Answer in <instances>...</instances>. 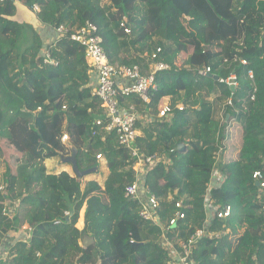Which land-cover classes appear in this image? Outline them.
I'll list each match as a JSON object with an SVG mask.
<instances>
[{
    "label": "trees",
    "instance_id": "16d2710c",
    "mask_svg": "<svg viewBox=\"0 0 264 264\" xmlns=\"http://www.w3.org/2000/svg\"><path fill=\"white\" fill-rule=\"evenodd\" d=\"M109 1H0V243L4 233H18L0 264H165L169 258L159 242L160 227L140 217L137 200L124 197L135 179L136 160L106 129L84 48L54 30L86 22L95 27L112 64H138L146 74L157 63L168 66L155 72L149 105L132 94L118 97L149 119L137 123L141 135L135 146L144 161L140 179L158 199L160 221L176 210L185 214L175 225H164L166 238L178 247L202 227L208 192L214 205L232 210L225 219L211 220L192 260L264 264V180L257 185L252 176L256 170L264 174V0ZM17 3L34 21L15 18ZM111 8L122 19L107 16ZM24 30L31 41L20 53ZM129 49L135 55L122 57ZM47 55L57 64L45 62ZM235 55L247 65L238 59L221 65ZM203 64L211 73L198 78L196 69ZM249 70L255 99L232 121L231 91L214 76L236 75L231 99L240 108L251 87ZM66 129L82 141L73 154L80 171L91 169L83 176L62 160L69 154ZM178 143L185 148L178 150ZM219 148L221 161L214 156ZM213 167L222 181L209 171ZM84 235L94 239L87 247L79 244Z\"/></svg>",
    "mask_w": 264,
    "mask_h": 264
},
{
    "label": "built area",
    "instance_id": "2783aa9c",
    "mask_svg": "<svg viewBox=\"0 0 264 264\" xmlns=\"http://www.w3.org/2000/svg\"><path fill=\"white\" fill-rule=\"evenodd\" d=\"M4 1V0H0ZM38 5H34L33 9L37 11ZM95 27L89 22H86L84 26L69 28L64 25L54 27V30L61 35H66L70 40L80 44L86 54V59L89 61L91 71L96 75V84L94 88V94L101 102V105L105 111V119H107L106 129L108 131H114L117 134L118 143L127 149L132 156L137 157L138 167L136 168L135 179L132 183L126 185L124 189V197L127 199L137 200L141 205L139 215L142 219L150 221L152 224L157 225L162 230L159 242L163 248L167 250L168 260L165 264H196L190 257L193 247L196 242L202 237L210 233L209 226L213 218L225 219L231 214V206L226 205L219 208L214 205L209 199V193L204 195V211L205 220L202 227L196 228L193 234L190 236L188 242L178 241V247L165 236L164 225H175L176 222L185 217V214L181 210H176L174 216L166 222H161L158 209L159 202L153 192H151L140 179L142 163V157H139L135 147V141L138 135V129L136 127L139 120V112L134 104L125 105L120 102L119 95L132 94L135 95L145 105H149L151 102V91L156 90L157 84L155 80V72L157 70L168 67L163 63H157L149 73H143L138 64L132 65H116L112 64L105 54L102 47L101 37L94 32ZM127 32V29H124ZM159 50V48H157ZM240 61L241 64L247 65V60L238 56L233 58H224L221 61V65L229 63L230 61ZM49 55L44 60L47 62ZM53 64H57L54 60H49ZM212 67L210 65H203L196 69V74L199 77H206L210 75ZM248 78L250 82L249 92L240 99V105L245 108L247 100L253 101L255 99V84L253 83V72L248 71ZM217 81L227 87L233 86L234 91L231 92L228 99V106L231 109L232 121H235L239 109L233 104L232 96L234 95L236 88L238 87V80L235 74L231 73L226 77H217ZM66 106L63 105L62 109ZM165 113H170V108L165 106L163 108ZM222 149L219 148L214 154H219ZM87 152V150H84ZM100 154H96V158H100ZM253 177L261 179L264 174L260 170L253 172ZM3 186L0 185V190ZM1 192V191H0ZM179 207V204L176 205ZM264 213V205L261 207ZM63 216L68 218L69 211H64ZM60 220H54L53 224H59ZM214 233V232H213ZM133 242V240H131Z\"/></svg>",
    "mask_w": 264,
    "mask_h": 264
},
{
    "label": "rangeland",
    "instance_id": "374dc122",
    "mask_svg": "<svg viewBox=\"0 0 264 264\" xmlns=\"http://www.w3.org/2000/svg\"><path fill=\"white\" fill-rule=\"evenodd\" d=\"M110 3V1L109 0H99V4L100 5H108ZM17 6H16V14H15V18L16 19H18L19 21H23V22H31V21H34L33 20V17L29 14V13H27L26 12V10L25 9H23V7L22 6H20L18 3L16 4ZM39 9V8H38ZM106 14H107V16H109V17H111V18H115V19H122V13H119L118 12V10H117V8H111L109 11H107L106 12ZM153 20H152V17H151V19L149 20V29L152 31L153 30ZM122 26L123 27H129L128 25H127V23H125V22H123L122 23ZM125 29V28H124ZM26 30V29H25ZM25 30H24V32H25ZM125 31V30H124ZM23 32V33H24ZM25 36H24V38L26 39V41L24 40L20 45V53H22L23 51H24V49L26 48H24V46H27L28 45V43L31 41V33H29V34H27V32H25V34H24ZM153 39H155V38H153ZM14 55H17V52L16 51H14ZM131 55H135V51H133L132 49H129L128 51H125L124 53H122L121 54V56L122 57H128V56H131ZM142 116H143V120H146V117L142 114ZM29 123H31L32 124V121L31 122H29ZM30 124V125H31ZM65 137H66V139H67V141H68V146H69V154H68V156H66L65 158H63L62 160L63 161H67L66 159H68L70 156H72L73 155V153H74V151L76 150V148L78 147V146H81L82 145V141H81V139L76 135V133L75 132H73V130H71V129H66V134H65ZM214 156H215V158L216 159H219V155H217V154H214ZM220 161H221V158H220ZM68 162V161H67ZM70 164H71V162H69ZM141 171L143 172V169L141 168ZM2 173H3V168L2 169H0V185H2L3 186V184H2V181H1V177H2ZM3 190V187L1 188V190L0 191H2ZM262 193H264V190H262ZM263 195V194H262ZM177 204H180V202L179 201H177L176 202V205ZM11 209H12V205H11V203L10 202H8L7 203V206H6V213H11L12 211H11ZM64 215V214H63ZM69 217H70V213H69V215H68ZM22 229H28V225L27 224H24L22 227H21ZM17 232L15 231L14 233H11V234H9V235H7L6 233H4L3 234V236L1 237V240H3V241H5L6 240V244H7V246H9L10 245V243H12V242H15L14 240L15 239H17L18 238V236H17ZM1 244V243H0ZM79 244L82 246V243H81V240H80V242H79ZM5 247H6V245H5ZM9 249V248H8ZM8 252V251H7ZM7 252H6V255L5 256H7ZM87 264H92V263H87Z\"/></svg>",
    "mask_w": 264,
    "mask_h": 264
},
{
    "label": "crops",
    "instance_id": "0c3cea01",
    "mask_svg": "<svg viewBox=\"0 0 264 264\" xmlns=\"http://www.w3.org/2000/svg\"><path fill=\"white\" fill-rule=\"evenodd\" d=\"M55 34H57L56 32H54ZM55 34H53L54 36H53V38H52V41H54V39H55V37H56V35ZM50 41V40H49ZM203 65H206V64H203ZM202 65V66H203ZM92 72V71H91ZM93 73V72H92ZM197 75V74H196ZM209 76V75H208ZM198 78H201V77H199V76H197ZM207 77V76H206ZM215 80H217V79H215ZM219 83V82H218ZM221 84V83H220ZM245 96V95H244ZM243 98V97H242ZM248 101V100H247ZM147 106V105H146ZM229 109H230V107H229ZM239 109V112L241 111V112H243V111H245V110H247V107H246V104H245V108H242V107H240V108H238ZM145 110V109H144ZM230 111H231V109H230ZM239 112H238V114H239ZM142 114L143 113H141V112H139V120H138V123H140L141 125H144V124H146L147 122H148V118H147V116H146V114H143L145 117H146V120H143V116H142ZM237 114V115H238ZM228 116L229 115H227L226 116V121L228 120ZM231 120H232V118H231ZM236 120V119H235ZM138 135H141V131L138 129ZM136 147V146H135ZM136 149V151H137V154L139 155V157H143V155L142 154H140L139 152H138V150H137V148H135ZM221 152V151H220ZM219 152V159H216V160H220V155H221V153ZM132 156V155H131ZM132 157H134V156H132ZM135 158V160H136V164H135V166H136V168H139L138 167V162H137V157H134ZM263 163H264V158H263ZM140 168H142L143 170H144V161H142V163H141V165H140ZM210 172H211V174L212 175H214L216 172H217V178H216V180L217 179H219V181H222L221 180V174H219V170H218V168L217 167H213L211 170H209ZM141 173H142V171H141ZM252 176H253V173H252ZM254 178V177H253ZM255 179V181H256V184L257 185H260L261 183H260V179H258V178H254ZM262 180H264V177H262L261 178ZM262 190H264V185L263 186H260V195L261 196H264V193H262ZM263 194V195H262ZM205 195V194H204ZM7 235H9V234H7ZM17 236H18V234H17ZM16 240V239H15ZM5 242H6V240H5ZM4 241H2L1 242V244H0V260H3L6 256V252L8 251V248H10L11 247V245L14 243V242H12V244H10L9 246H7V242L5 243ZM5 244H6V247H5Z\"/></svg>",
    "mask_w": 264,
    "mask_h": 264
},
{
    "label": "water",
    "instance_id": "95a60500",
    "mask_svg": "<svg viewBox=\"0 0 264 264\" xmlns=\"http://www.w3.org/2000/svg\"><path fill=\"white\" fill-rule=\"evenodd\" d=\"M214 79H217V76H214ZM229 89L231 92L234 91V87L233 86H229ZM185 148V145L183 143H178L177 145V149L178 150H183ZM68 162H71L72 164V169L73 172L77 175V176H83L85 174H87L91 169L88 170H84V171H80L77 167L76 161H75V156L74 154L72 156H70L68 159H66ZM94 242V239L91 236L88 235H84L81 239V243L83 247H87L88 245L92 244Z\"/></svg>",
    "mask_w": 264,
    "mask_h": 264
}]
</instances>
